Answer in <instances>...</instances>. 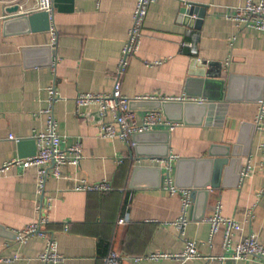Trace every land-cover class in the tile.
Listing matches in <instances>:
<instances>
[{
    "label": "crops",
    "instance_id": "0c3cea01",
    "mask_svg": "<svg viewBox=\"0 0 264 264\" xmlns=\"http://www.w3.org/2000/svg\"><path fill=\"white\" fill-rule=\"evenodd\" d=\"M137 3L55 0L52 26L58 37L53 44L51 21L47 29L41 18L17 19L39 13L38 0L0 1V168L34 157L30 141L46 132L47 110L57 121L62 148L80 142L84 152L80 165L61 167L60 178L50 174L42 192L36 167H11L0 177V264H44L40 256L48 238L65 259L57 264H106L111 251L121 255L120 264H181L136 258L157 252L180 255L187 241L196 244L201 257L186 264H263L218 259L226 253L224 229L212 237L209 220L218 212L239 222L242 229L235 233L233 246L249 232L264 246V133L255 128L264 92V32L240 29L231 18L245 0H156L150 5L138 50L128 57L120 78L122 95L195 98L214 108L206 110L203 124L179 123L169 133L168 157L141 158L126 142L103 139L98 106L79 108L76 100L79 94L112 93ZM192 6H198L193 14L182 12ZM192 42L195 56L182 45ZM200 73L225 81V86L207 87ZM206 91L218 98L223 93L224 99L205 97ZM228 95L232 99L226 101ZM21 140L29 142L20 147ZM212 145L230 147L237 156L225 168L221 186L207 188L205 208L199 203L203 196L191 198L182 235L175 224L184 216L183 193L171 195L154 173L133 178L134 169H161L162 178L169 174L181 191L191 190L177 185V176L182 174V184L195 178L197 169L185 163L179 171L178 162L207 158ZM247 166L250 173L242 179ZM82 182H107L114 189L76 191ZM44 215L49 220L43 227L47 237L16 240V233Z\"/></svg>",
    "mask_w": 264,
    "mask_h": 264
},
{
    "label": "built area",
    "instance_id": "2783aa9c",
    "mask_svg": "<svg viewBox=\"0 0 264 264\" xmlns=\"http://www.w3.org/2000/svg\"><path fill=\"white\" fill-rule=\"evenodd\" d=\"M156 0H138L136 12L134 14V21L132 30L130 31V40L124 49V57L121 61V65L118 71L117 82L114 86L112 93L102 94H79L76 98L77 106L89 107L90 105H96L99 108V115L101 116L100 134L103 139H120L128 145L130 148H134L133 137L138 134H142L148 131H155L159 129H167L169 132L174 131L179 123H171L167 121L162 112L145 110L141 113L131 108L132 102L141 101H170V102H199L204 101L198 99H186V98H161L160 96H141L135 98H129L122 95V82L120 81L123 75L124 69L126 68L127 59L130 55L134 54L138 50V43L143 31V25L148 14V8L151 4L155 3ZM55 0H38V11L49 14L51 21L50 31L52 33V42L56 43L58 32L52 26L53 11H54ZM236 25L240 28H249L258 32H264V0H245L243 7H237L236 12L231 16ZM184 47H187L193 56L197 55L198 50L196 44L183 43ZM50 100L54 98V90H49ZM53 101V100H52ZM258 116L255 121V128L264 133V92L263 97L258 103ZM48 114V126L46 132L39 133L35 137L37 145V154L30 158H21L9 161L0 168V177L4 175L11 167L24 166V167H36L39 170V188L40 191H44V185L48 176L51 174L54 178L61 177V167L65 165L78 166L84 159L83 147L80 142H76L73 146L62 148L64 139L57 133V121L53 118L51 110H47ZM14 139L13 137H11ZM165 163V160H161ZM123 163V160L118 162ZM50 166L51 170L47 167ZM169 171L171 170L169 164ZM250 166L244 168L241 172L242 179L248 177L250 173ZM164 188L171 194L177 195L179 192L183 193L184 201V216L175 225L181 230L183 235V229L188 223V219L185 217L187 209L192 206L191 201V190H182L177 188L173 184L171 177L165 176L163 178ZM114 188L110 183L101 182L97 184H87L82 182L75 188L76 191L80 192H99L108 193ZM47 209H51V205H47ZM211 223V235L214 237L221 229L224 235V251L225 256L219 257L222 261H250L259 260L264 264V246L258 241V236L252 232H249V236L242 242L233 246L232 241L236 232L241 231V225L234 218L228 219L221 217L219 213H215L214 216L209 220ZM121 223H124L121 221ZM49 224L47 216H41L40 221L36 224L28 226L21 232L16 233V240L23 242L25 239L38 235L47 237L48 235L43 231V227ZM41 260L44 264L59 263L65 259L62 255H58L56 252L55 241L52 238H48V245L44 253L41 254ZM201 257V254L197 251L196 244L187 241L185 250L180 255L167 254L165 252H157L146 257L136 258V261L152 260V261H163L167 259L182 261L181 264H186L189 261L197 260ZM121 255L115 251H111L109 256L106 258V264H120ZM213 260V259H211Z\"/></svg>",
    "mask_w": 264,
    "mask_h": 264
},
{
    "label": "water",
    "instance_id": "95a60500",
    "mask_svg": "<svg viewBox=\"0 0 264 264\" xmlns=\"http://www.w3.org/2000/svg\"><path fill=\"white\" fill-rule=\"evenodd\" d=\"M1 1V0H0ZM198 6H192L190 10L182 9L183 13L186 14H193L197 11ZM16 10V9H15ZM41 18L45 25L47 23L46 28H50V20H49V14L44 12L34 13L32 16L28 15H21L17 17V19L30 22L35 21V19ZM199 18H203V13L199 14ZM200 19L197 22V25L200 23ZM16 20V19H15ZM201 76H205L202 79L204 80V83L206 86H218L221 88L222 86H225V81H216V79L206 78L209 75L205 73H200ZM216 78V77H215ZM232 78V77H231ZM230 82V81H229ZM207 86V87H208ZM231 86H229L230 88ZM212 88V87H210ZM229 94V93H228ZM205 97L209 98H217L218 100H223L224 96L222 95L218 97H212L210 96L208 91L204 92L203 94ZM226 101L231 100V96L228 95L226 98ZM262 99V98H261ZM131 108L134 110H152V111H159L161 110L167 121L171 123H185L186 125H200L203 124V117L207 116L206 110L214 108V105L209 106L207 102L199 103V102H170V101H141V102H132ZM194 115L197 119L194 118ZM170 132L167 131H148L144 132L142 134L135 135L133 137V142L135 144V150H137V156L143 158V156L147 157H168L170 155V149H169V137ZM29 141H20L19 145L28 144ZM33 145V156H36V141L32 140ZM144 143L150 144V145H142ZM217 149H222L221 151H218ZM237 155L234 151L231 150L230 147H221L218 148V145H212L211 150L208 153L207 158H200L195 159L191 161L186 160H180L178 162V168L179 171L183 168V165L185 163H189L192 166H194L197 169V173L195 174V178L186 179L185 182L182 184L180 183L182 180V174L179 172L177 176V185L185 186L186 188H189L192 190L191 198L194 200L196 199V196H203V202H199L200 206L202 208L206 207L207 198L209 197V190H207L208 187L213 188H219L221 186L220 179L225 172V168H228L232 162V158H235ZM199 170V171H198ZM204 170V174L200 173ZM154 173L157 177H159V183H161L162 178V170L160 169H151V168H135L133 173V178H135L140 173Z\"/></svg>",
    "mask_w": 264,
    "mask_h": 264
}]
</instances>
